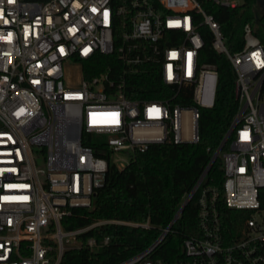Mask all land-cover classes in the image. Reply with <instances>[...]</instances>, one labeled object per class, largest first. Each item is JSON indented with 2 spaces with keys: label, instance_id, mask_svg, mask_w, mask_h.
Returning a JSON list of instances; mask_svg holds the SVG:
<instances>
[{
  "label": "built area",
  "instance_id": "2783aa9c",
  "mask_svg": "<svg viewBox=\"0 0 264 264\" xmlns=\"http://www.w3.org/2000/svg\"><path fill=\"white\" fill-rule=\"evenodd\" d=\"M202 25L232 66L237 111L160 237L198 193L201 235L184 240L178 264H264V49L245 24L241 49L229 51L195 0H0V264H61L80 235L110 223L62 227L73 208H92L110 163L122 170L152 144L199 142V110L214 106L218 80L199 62ZM147 71L161 87L133 98V78ZM188 92L191 107L181 102ZM217 157L221 190L203 186ZM219 200L240 214L235 237L224 233ZM147 251L121 264H152Z\"/></svg>",
  "mask_w": 264,
  "mask_h": 264
},
{
  "label": "trees",
  "instance_id": "16d2710c",
  "mask_svg": "<svg viewBox=\"0 0 264 264\" xmlns=\"http://www.w3.org/2000/svg\"><path fill=\"white\" fill-rule=\"evenodd\" d=\"M195 1L219 24L229 51L241 49L245 24L252 27L264 49V0L261 3L259 0H241L236 8L218 6L210 0ZM199 32L204 41L199 62L215 66L218 75L214 106L199 110V142L152 144L146 151L136 152L122 170L110 163L103 185L94 193L92 208H73L71 215L63 219L62 227L77 230L99 221L110 223L94 226L80 235V246L65 251L61 264H121L147 251L170 225L183 197L191 191L210 162L237 111L235 74L227 58L211 47L212 36L207 26L202 25ZM132 82L136 84L133 98L142 97L149 89L156 91L162 85L156 71L140 74ZM181 102L185 107L193 106L191 94L188 92ZM228 147L227 143L223 151ZM223 180L222 159L217 157L203 186L221 190ZM217 209L225 235L237 236L240 214L232 212L221 200L217 202ZM200 235L197 193L142 261L152 264L185 262L184 240ZM105 238H108L106 245L103 244ZM89 239L95 241V247L87 246Z\"/></svg>",
  "mask_w": 264,
  "mask_h": 264
},
{
  "label": "rangeland",
  "instance_id": "374dc122",
  "mask_svg": "<svg viewBox=\"0 0 264 264\" xmlns=\"http://www.w3.org/2000/svg\"><path fill=\"white\" fill-rule=\"evenodd\" d=\"M239 2V4H241V0H237ZM71 73V75L73 76L72 77V80H75L76 77H75V72H73L72 69H70L69 71ZM229 149V147H228ZM227 149V150H228ZM226 150V151H227ZM33 152H34V160H35V163H36V166L38 168H42L44 169L45 171H47V167H46V162H45V158H44V154L40 151V148L39 147H34L33 148ZM46 176L45 175H40V179L41 180H45ZM51 257H53V255H50Z\"/></svg>",
  "mask_w": 264,
  "mask_h": 264
},
{
  "label": "water",
  "instance_id": "95a60500",
  "mask_svg": "<svg viewBox=\"0 0 264 264\" xmlns=\"http://www.w3.org/2000/svg\"><path fill=\"white\" fill-rule=\"evenodd\" d=\"M260 1V3H261V0H259ZM261 7H262V9H263V5H261ZM95 196V195H94ZM185 205H186V203L183 205V207H182V209L185 207ZM161 239H162V237H160L152 246H151V248L149 249V250H151V249H153L155 246H157V244L161 241ZM148 250V251H149ZM147 251V252H148ZM146 254V253H145Z\"/></svg>",
  "mask_w": 264,
  "mask_h": 264
},
{
  "label": "snow or ice",
  "instance_id": "6c2138e0",
  "mask_svg": "<svg viewBox=\"0 0 264 264\" xmlns=\"http://www.w3.org/2000/svg\"><path fill=\"white\" fill-rule=\"evenodd\" d=\"M10 2H11V0H10ZM245 136H246V134H245Z\"/></svg>",
  "mask_w": 264,
  "mask_h": 264
}]
</instances>
